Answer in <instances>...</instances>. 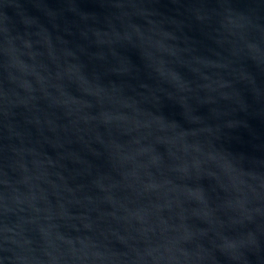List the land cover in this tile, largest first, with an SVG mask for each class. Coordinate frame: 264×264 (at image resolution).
I'll use <instances>...</instances> for the list:
<instances>
[{
    "label": "water",
    "instance_id": "water-1",
    "mask_svg": "<svg viewBox=\"0 0 264 264\" xmlns=\"http://www.w3.org/2000/svg\"><path fill=\"white\" fill-rule=\"evenodd\" d=\"M0 264H264V0H0Z\"/></svg>",
    "mask_w": 264,
    "mask_h": 264
}]
</instances>
